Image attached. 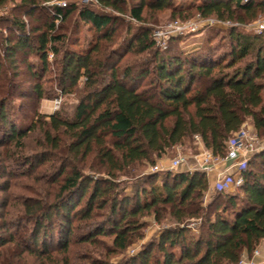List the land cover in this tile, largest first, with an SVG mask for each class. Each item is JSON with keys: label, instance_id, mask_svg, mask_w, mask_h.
I'll return each mask as SVG.
<instances>
[{"label": "trees", "instance_id": "1", "mask_svg": "<svg viewBox=\"0 0 264 264\" xmlns=\"http://www.w3.org/2000/svg\"><path fill=\"white\" fill-rule=\"evenodd\" d=\"M52 8L51 20L36 37L26 32L23 21H15L19 34L15 41L7 38L5 56L13 59L18 51L35 50L47 71L49 53L58 55L60 43L58 82L63 93L75 91L82 79L83 87L71 117L40 114L27 129L8 119L7 99H1L9 141L20 144L37 129L43 135L46 148L17 160L24 161L30 177L45 173L57 188L50 202L18 203L16 214H7V201L0 203V264H34L25 255L38 259L36 264H239L254 255L264 241V164L262 171L251 166L253 158L264 163V149L253 153L241 170L238 192L217 188L208 203L203 170L145 172L127 183L120 177L197 137L214 156L225 157L229 141L247 119L264 138V34L230 26L226 47L207 41L187 52L157 50L152 76L146 60L120 64L126 52L156 48L151 29L127 28L118 43L119 16L108 9L138 22L146 20V11L171 10L181 17L195 9L204 17L244 24L264 14V0H201L187 8L174 0H129L128 6L127 0H92L71 9ZM75 11L94 31L78 49L69 47L71 35L59 34L57 24ZM33 75L41 77L35 71ZM33 91L38 99L45 97L39 83ZM150 215L170 224L127 255L144 235V218ZM23 222L32 223L30 229ZM195 227L199 233L193 232ZM101 237H109L110 244L104 258H97L91 248ZM76 244H84L81 251L74 249ZM116 254L125 258L111 262Z\"/></svg>", "mask_w": 264, "mask_h": 264}, {"label": "rangeland", "instance_id": "2", "mask_svg": "<svg viewBox=\"0 0 264 264\" xmlns=\"http://www.w3.org/2000/svg\"><path fill=\"white\" fill-rule=\"evenodd\" d=\"M92 0H0V203L8 202L6 211L7 214H16L19 204L28 202L34 205L36 202L51 201L57 186L52 181H48L44 174L35 176L36 179L30 177V171H27L24 161L21 159L24 155H31L33 153H40L44 148L43 135L40 129L29 133L23 138L20 144L9 141L7 138L8 130L10 129L9 123L4 121V116L1 114V101L2 98L7 99V104L4 106V114H7L8 119L13 121L16 126H23L27 129L29 124L37 120L40 114H51L60 112L63 117H71L74 113L76 104L81 94L80 90L83 87V79L79 87L71 93H63L59 82V68H60V55L64 46L58 43L60 53L54 55L53 52L49 53V62L51 63L49 69L44 71L40 62V53L35 50L30 51L28 48L18 51L13 59H8L5 56V48L7 38L15 41V36L19 34L15 21H23L25 23L26 32H30L31 36L39 35L41 29H44V23L53 16V5H61L63 7L72 8L73 5L81 6L90 3ZM201 0H174V3L182 8L192 7L198 5ZM36 3V4H35ZM129 0H127V6ZM97 7L96 5H93ZM98 8V7H97ZM33 9V10H32ZM112 14L119 16L116 25V41L119 43L123 36L126 34L127 28H131L132 32L139 30L140 27H148L153 33L157 35L158 42L156 41V48L146 51L144 53L126 52L121 60V65L126 64H139L141 61L146 60L148 66L151 67L150 75H154L153 70L154 60L156 58V51L160 53H179L183 51H190L194 48L201 46L207 41L211 43H222L227 45L230 26H236L237 30L246 34L257 33L258 24L264 22V14L257 20L241 24L232 20H219L214 16L204 17L197 13L195 9L184 12L180 15L173 16L171 10H163L159 12L146 11V20L138 22L131 18L128 14H120L112 9H108ZM52 15V16H51ZM185 16L186 18H183ZM48 19V20H49ZM78 22V23H77ZM183 23V24H182ZM59 26V34L71 35V43L69 47L78 49L87 44L94 36V31L89 24L79 21L77 18V11L73 12L67 21L61 23L57 20ZM78 24V26H77ZM180 25V26H179ZM182 29H179V28ZM186 27V28H184ZM160 32H163L160 34ZM264 34V30L261 32ZM36 37V36H35ZM77 41L79 45L73 42ZM69 43V42H68ZM12 44V43H11ZM40 73L41 77L38 79L33 75V72ZM151 77V76H150ZM36 83L42 86L44 91V98L38 99L33 87ZM149 83V78L145 79L143 86ZM40 128V127H39ZM248 131L255 139L254 147L264 146V138L256 131L250 119H247L243 124L242 129ZM201 142L198 138L188 139L182 145L168 150V152L161 158H155V163L149 164L144 162L131 168L127 175H121L120 179L124 182L134 181L139 175L148 172L163 173L166 171L177 172L181 170H189L199 166L202 158L204 157L205 150L200 145ZM181 158L182 162L177 169H170L172 160ZM223 158V157H221ZM253 157L250 156L249 160ZM227 166V170L234 169L232 162ZM262 159L253 158L252 166L257 171H262ZM230 167V168H229ZM235 170V169H234ZM86 172L92 176H98L95 173L86 169ZM225 172L219 175L220 180H223ZM105 175V174H101ZM225 190L229 193L239 191L238 186L232 185L230 181H226ZM217 191V184L214 187L209 186V190L204 196V202H210V199ZM53 193V194H52ZM16 203V205H15ZM19 203V204H18ZM2 208H0V211ZM1 213V212H0ZM146 226L143 230L144 235L136 240L134 244L128 249L127 255H131L145 242L159 236L161 229L170 224L167 219L162 223H158L153 215L144 218ZM23 226L28 225L23 222ZM27 223V222H26ZM77 223V222H76ZM32 223L28 225L30 229ZM80 231V230H79ZM29 232V231H28ZM27 232V233H28ZM194 233H199L195 227ZM4 233V230H0ZM77 233H79L77 231ZM29 235V234H28ZM75 238V234H74ZM101 242L92 245L94 256L97 258H104L105 245L110 244L109 237H101ZM84 244H76L74 249L81 251ZM6 247V246H5ZM264 241L257 247L262 253ZM2 246H0V251ZM6 249V248H5ZM125 254H116L111 256V262H120L123 260ZM244 258L245 261L253 257ZM26 260H31L34 264L38 259L34 256L25 255ZM16 261H20L17 257ZM256 262L264 264V256L261 261ZM263 261V262H262ZM243 264V263H242Z\"/></svg>", "mask_w": 264, "mask_h": 264}, {"label": "built area", "instance_id": "3", "mask_svg": "<svg viewBox=\"0 0 264 264\" xmlns=\"http://www.w3.org/2000/svg\"><path fill=\"white\" fill-rule=\"evenodd\" d=\"M244 1H247V0H244ZM179 29H182V28H179ZM263 30H264V22H261L258 24L257 31L261 33ZM162 33L163 32H160V34ZM156 36L157 35L155 34V40L158 42V39ZM254 144H255L254 137L250 135L248 131H244V130H241L240 132L236 133L235 136L229 141L228 152L226 156L223 158L233 163L232 167H234L235 172L225 175L223 177V180L221 179V181L217 183L218 189H225L224 183L226 181H230L232 185H236V186H239L241 184L242 177L240 175V172L247 165V162L250 156L257 151L264 149L263 145L257 148V147H254ZM204 152H205L204 157L202 158L198 166V169L203 170V171H209L213 169L216 161L220 157L214 156L212 152L208 149L205 150ZM181 162H182V159L179 157L173 159L170 169L172 170L177 169L180 166ZM259 254H260V251L256 249L254 252V256H258ZM242 263L243 264H260L256 262L254 258H251L246 261L245 259H243L239 264H242Z\"/></svg>", "mask_w": 264, "mask_h": 264}, {"label": "crops", "instance_id": "4", "mask_svg": "<svg viewBox=\"0 0 264 264\" xmlns=\"http://www.w3.org/2000/svg\"><path fill=\"white\" fill-rule=\"evenodd\" d=\"M200 145L202 146V149L204 150L205 147L202 145V143ZM229 162L230 161H227L225 158H219L216 161L215 166L213 167V169H211L209 171H206L207 172V178H208L209 186L211 188L214 187L219 182L218 181V179L220 180L219 175L222 174V172H225L224 176L227 175V174H231V173L235 172L234 169L227 170L228 169L227 166L230 164ZM197 169H198V166L195 167V168L189 169V170L193 171V170H197ZM263 256H264V249H262V253L260 252V254L258 256H254V259H256L257 261H261ZM245 258H247V256Z\"/></svg>", "mask_w": 264, "mask_h": 264}]
</instances>
